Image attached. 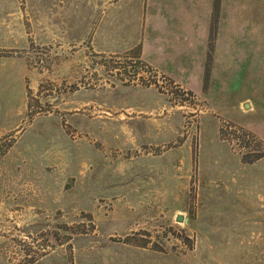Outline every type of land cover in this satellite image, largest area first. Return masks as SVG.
Listing matches in <instances>:
<instances>
[{
  "label": "rangeland",
  "instance_id": "1",
  "mask_svg": "<svg viewBox=\"0 0 264 264\" xmlns=\"http://www.w3.org/2000/svg\"><path fill=\"white\" fill-rule=\"evenodd\" d=\"M0 264H264V0H0Z\"/></svg>",
  "mask_w": 264,
  "mask_h": 264
},
{
  "label": "water",
  "instance_id": "2",
  "mask_svg": "<svg viewBox=\"0 0 264 264\" xmlns=\"http://www.w3.org/2000/svg\"><path fill=\"white\" fill-rule=\"evenodd\" d=\"M248 106H249L248 104H245V105H244V108L247 109ZM176 221H177V222H182V221H183V217H182L181 215H178V216L176 217Z\"/></svg>",
  "mask_w": 264,
  "mask_h": 264
}]
</instances>
